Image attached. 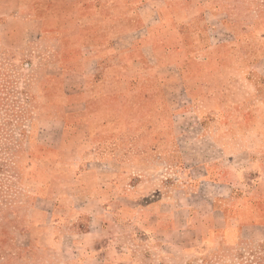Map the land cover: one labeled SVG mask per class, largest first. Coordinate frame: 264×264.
Listing matches in <instances>:
<instances>
[{
    "label": "rangeland",
    "instance_id": "rangeland-1",
    "mask_svg": "<svg viewBox=\"0 0 264 264\" xmlns=\"http://www.w3.org/2000/svg\"><path fill=\"white\" fill-rule=\"evenodd\" d=\"M145 10L98 65L0 43V264H264V0Z\"/></svg>",
    "mask_w": 264,
    "mask_h": 264
},
{
    "label": "crops",
    "instance_id": "crops-1",
    "mask_svg": "<svg viewBox=\"0 0 264 264\" xmlns=\"http://www.w3.org/2000/svg\"><path fill=\"white\" fill-rule=\"evenodd\" d=\"M174 1L177 0H0V43L9 49H21L56 28L64 47L63 61L69 59L65 52L70 36H73L72 43L76 44L75 48L79 51L71 58L74 63L64 65H98L101 60L113 57L114 53L128 50L130 45L139 40V32L146 27L145 9L148 5ZM129 4L133 8L131 15ZM192 16L190 14L188 18ZM130 19L135 23L132 28L129 26ZM130 35L132 39L129 41ZM209 169L216 174V177L212 174L215 179L211 178L210 183L223 190V194L218 193L211 198L215 206L216 201L231 197L234 184L231 183L233 180L227 179L229 168L226 165L209 163L207 173H211ZM129 173L122 172L125 182L123 180L120 191L123 196L136 194L139 197L142 183H139V179L134 183L129 181L130 178L127 181L131 175ZM231 176L232 173L229 178ZM203 180L207 183V179ZM190 215L195 217L196 212L190 211Z\"/></svg>",
    "mask_w": 264,
    "mask_h": 264
}]
</instances>
